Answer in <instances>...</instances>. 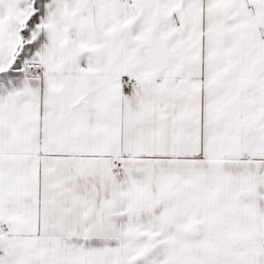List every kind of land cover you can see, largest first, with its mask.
<instances>
[{
    "label": "snow or ice",
    "instance_id": "1",
    "mask_svg": "<svg viewBox=\"0 0 264 264\" xmlns=\"http://www.w3.org/2000/svg\"><path fill=\"white\" fill-rule=\"evenodd\" d=\"M0 264H264V0H0Z\"/></svg>",
    "mask_w": 264,
    "mask_h": 264
}]
</instances>
